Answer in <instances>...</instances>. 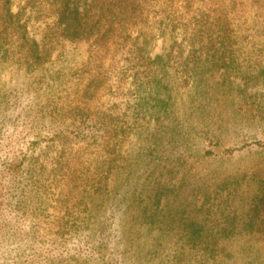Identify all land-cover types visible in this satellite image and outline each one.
<instances>
[{
    "label": "rangeland",
    "instance_id": "rangeland-1",
    "mask_svg": "<svg viewBox=\"0 0 264 264\" xmlns=\"http://www.w3.org/2000/svg\"><path fill=\"white\" fill-rule=\"evenodd\" d=\"M10 1L31 38L56 30L53 0ZM4 9L0 163L47 171L28 215L1 208L0 264H264L250 224L264 184V0H152L128 42L60 39L39 68L12 47ZM39 103L57 114L31 113ZM84 105L97 137L75 132Z\"/></svg>",
    "mask_w": 264,
    "mask_h": 264
},
{
    "label": "trees",
    "instance_id": "trees-1",
    "mask_svg": "<svg viewBox=\"0 0 264 264\" xmlns=\"http://www.w3.org/2000/svg\"><path fill=\"white\" fill-rule=\"evenodd\" d=\"M2 2L5 7V21L11 24L10 26L18 36L12 43V47L20 53H25L26 57L32 60L33 64L39 68L45 66L49 57L53 56L54 45L60 39L72 43L83 41L96 46L98 44L100 47L107 45L106 43L110 41L114 42L116 39H124L125 43L128 42L129 39H132L130 28L138 20L145 18L147 5L152 0H91L83 8L75 4L74 0H53L51 10L54 21L52 24L48 23L46 27L48 29L55 28L57 36L54 37L55 31H53L50 37L46 36L42 41L29 36L27 23L21 24L20 20H15L17 14L13 11L10 0H2ZM173 27L175 28L176 25ZM223 36L225 37V42L222 44V48L225 47V52H233L234 49L231 45L233 42L227 29L224 30ZM9 48L11 49V47ZM10 49L8 50L10 51ZM140 60L138 56V63H136L135 68L136 72H138L136 80L146 83L147 79L139 76ZM90 108V105H84L75 109V112H77V115L75 114L76 118L79 117L78 115H88V119L82 118V126H76L75 132L81 139H87L90 136L97 137L94 131L101 129L99 120L91 118ZM40 109L41 111L38 113H41L42 117L48 114L54 117L57 114V111L50 110L49 105H44L43 103H39L37 107L32 108L31 113ZM84 111L88 113L82 114ZM36 122L37 119H34L33 123L35 124ZM119 132H122V127L116 134L118 135ZM59 153L57 165L61 166L63 162L68 161L70 153L65 149H62ZM2 162L0 163V210L3 207H9L15 209L14 212L19 215L18 217L26 216L34 206L30 194L34 191L41 192L37 189L41 183H35V178L41 179L46 173L47 167L39 165L37 159L34 162H28V164L25 163L26 159L24 158L15 160L13 158ZM107 178L108 176L104 175L99 179L98 187L96 185L93 186L102 188ZM250 219V224L256 230L255 232L261 233L264 237V184L260 193L255 197ZM15 221L18 222L19 219H15Z\"/></svg>",
    "mask_w": 264,
    "mask_h": 264
}]
</instances>
